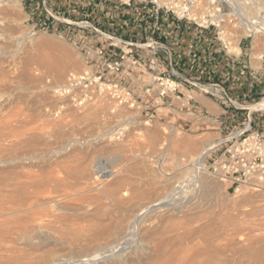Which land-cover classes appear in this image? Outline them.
<instances>
[{
    "label": "rangeland",
    "instance_id": "1",
    "mask_svg": "<svg viewBox=\"0 0 264 264\" xmlns=\"http://www.w3.org/2000/svg\"><path fill=\"white\" fill-rule=\"evenodd\" d=\"M3 1H4V3H0V10H3L5 12V15L7 13H9V11H11L12 15H10V13H9V16H8V14L6 16H4L5 22H3L2 25L4 26L5 23H6V25L4 27L3 26L0 27V29L2 30V31L0 30V35L2 34L4 36V37L0 38V44H2L4 42L2 44L3 46L0 45V54L2 53L0 56V63H1L0 64V70L2 67L4 68V69L2 68V70L0 71V72H2V73H0V80L1 81L6 80V82H7L6 83L3 81L4 86H1L2 82H0L1 83L0 84V86H1L0 87V109H1L0 110V117L2 116L1 117L2 121L0 120V123L3 122L5 116L6 115L8 116L9 113L10 114H9L8 119L11 118V120L5 119L7 122L10 121L9 124L12 123V125H13L14 120H15L14 121V124H15L17 121H19L21 119H22V122H24V123H25V121L27 122L26 124H24V123L19 124L20 122H18V124L20 125L19 129H18V127H16V128L14 127L15 125L17 126V124L13 125L14 130H15V134H17V137L19 136L22 138V136H24V135L29 136V137L24 136L22 138L23 140L20 138L19 139L17 138L18 139L17 141H19L20 143H22V141H23L24 146L20 145V143L18 142L17 145H19V146H16L15 149L11 146H6V147H9V151H8L9 154L12 153V150H14V151L17 150V152L19 151L18 152L19 154H17L18 156L20 155L23 158V156L26 155L27 156L26 158H28V156H29L30 160L27 162H24L25 165L27 164L26 166H28V168L25 167V165L20 166V164L19 163L16 164V162H11L9 165H5V164L0 163V169H1L0 170V177L4 173L7 174V175L4 174L5 176L3 175L7 179L6 180L4 178L5 181H7V182H5L6 184L4 183L5 186L2 185L4 182L3 176L0 179V182H1L0 186H2V188H0V190L3 191L6 189V192L8 194L7 195L6 192L3 193L2 191H0V195H2V196L7 195L9 198H14L16 195L20 199H27V197H29L28 199L30 200V204H31L33 202V200L36 201V198H37L36 196H38L37 193L42 192L41 194L44 196L39 195L37 200H39V201L45 200L46 202H48L47 205H49V206L45 205V206H42V209L40 207L39 209L37 208L36 210H40V209L43 210L45 207V209L47 208V211L48 210L52 211V213L49 211L46 212V210L44 209L43 210L44 216L38 215L36 217L37 218L38 217H44L43 218L44 220L48 219L50 226L52 224L51 227H53L52 231H51L52 236L57 237V238H61L64 242H66V241L72 240L71 236L65 235L69 230H70V232H68V233L73 234L77 231H80L79 229H82V227H86L87 224L89 225V223H87L86 220H90V221H94V222L97 221L96 217H93V213L96 210L95 206L98 205V203H95V202H97L95 199H97V197L100 195V193H101L100 189H102L103 186H105L106 183L108 184V182H110V181H107L105 178H99L97 180L98 182L96 181L95 182L96 184H95L94 183L95 180L92 181L91 176H90L95 172V168H94L95 166L99 167V170L100 169H104V171H111L112 170V172L113 171L115 172V175L118 174L119 175L118 177L121 176V178H124L123 183H122L123 187L121 185L120 188L118 189L119 194L121 192H124V190H127L128 187H129L128 190H130L132 192L134 190V187L135 188H137V187L138 188H147L150 185V182H149L150 180H149V177H147V173L144 174L141 172L144 169L142 167L143 163L141 165L140 161L134 160L133 158H135V156L139 157L138 159H140V158L144 159V157H145V159L147 161H149L148 163L150 164V167H154L155 161H158L157 162V163H159L158 168L161 169V167H162V170L164 169L163 172L168 174V176H169L168 178L173 177L175 174L174 177H176V178H175V180H173L171 182L172 186H174V187H177L180 184H183V186L184 185L190 186V184H192L191 181H193V180L190 178L195 176L194 171H196V170H193L195 168H193V162L191 164V161H193L192 159L197 158L201 154V152L204 151L208 147L207 146L208 144H211V143L214 145L216 144L217 141H215V140L218 139L219 136L215 135V133H216L215 130H213V129L212 130L211 129L210 130L202 129V130L197 131V132H190L187 130L176 129L170 125H167L166 123L160 122L159 120H156L155 122L146 124V121H144L142 118H138L137 120L134 119L137 116L138 111H131V110H128L126 108H123V107L119 106L115 101H112L111 99L107 98L106 96L97 97L93 102H89V103H86L82 106H79L78 104L73 103L71 101V99H69L67 97H63L60 93V91L65 89L66 85L68 84L67 80H68V76L70 73L81 74V73L87 71L88 67H90V66L92 67V69H94L93 66L97 67V64L101 61L100 59L93 56L92 54L89 55V52L90 51H96L99 48H107L109 41L100 40L99 37L95 33H93L91 30H89L83 26V22L92 23L95 25L96 28H99V29L101 28L104 31H106L107 33H109L106 26H104V23H105L104 21L105 20L107 21L105 15H107L111 11V4L109 3V0H16L17 3L19 4V6H15V4H13V3H8V1L5 2V0H3ZM258 1H256V0H247V1L246 0H233V2H235L239 5L243 15L248 17V18H252V19H256L260 16L261 17L264 16V4H263L264 0H260L263 8L261 6H260V8L258 7L259 10L257 9L256 10L257 13L254 12L255 14L250 13L248 11V9H246L248 7H246L245 4L249 2V4H251L253 6L254 4H257ZM5 3H7L8 5ZM17 3H16V5H18ZM242 5L245 7H243ZM7 7H8V9H7ZM18 7L20 8V10ZM1 8H5V9H1ZM15 8H17V9H15ZM14 9H15V11H14ZM247 12H249L251 15ZM253 15H255L256 17ZM9 21H10V23H9ZM7 25L11 26V27L9 28ZM2 28H4L5 30ZM7 28L10 31L12 29V31L10 32ZM6 31H7V34H6ZM8 33H10V34H8ZM10 35H12V36H10ZM262 35L263 34L255 35L253 40L252 39L243 40L241 42L240 46L241 47L243 46V48H244L243 51L247 55V57L251 58L252 65L256 68L259 67L258 71L261 74L260 78H262V80L264 82V35L263 36ZM6 36H9V38ZM20 36L24 39H22V38L18 39V38H20ZM256 36H258V37L256 38ZM5 37H6V39H4ZM13 38L16 40L14 41ZM7 39H10V40H7ZM20 40L22 42L24 40L25 41L22 43ZM9 42H10L11 46L8 45ZM17 42H18V44H17ZM20 43H22V44H20ZM139 43L143 44L145 42L141 41ZM4 45L6 47H4ZM15 45H17L16 47L19 50L15 49L16 48V47H14ZM22 45H24L23 48H22ZM238 45H239V42L234 43L233 47L231 48V51L239 53ZM254 45H256V46H254ZM2 47L5 49H3ZM253 47H255V48H253ZM9 48L12 50H10ZM20 48L22 49L21 50L22 52H20ZM1 49H3L2 52H1ZM255 52L257 53V55ZM4 53H6V54H4ZM14 54H16V55H14ZM253 54L255 55V57ZM259 54L262 57L261 59H259V57H258ZM7 56H8V58H7ZM14 58H15V60H14ZM16 58H17V60H16ZM38 58L39 59L42 58V60H44V62L42 60H39ZM28 60H30L31 62ZM10 62H11V64H10ZM65 62H69V64H68L69 66H66L65 68L63 67L65 69L63 77H66V79L63 78L62 82H58L56 80L57 73H58L56 70L57 66L58 65L60 66V64L62 66L63 65L65 66L66 65ZM3 63H5V65H8V66H6V68H5V65ZM88 63H90V64H88ZM13 65H15V67ZM15 68H16V70H15ZM6 70L8 71L9 74L7 73ZM14 71H15V74H14ZM65 72H66V74H65ZM3 73H5V74L3 75ZM26 74H28V76H26ZM8 75H10L12 77H10ZM3 76L6 78H4ZM29 76L31 77V79ZM1 77H3V78H1ZM19 77H20V79H19ZM11 78H13V79L10 80ZM29 81H31V83ZM32 81L34 83L36 81V83L33 85ZM13 82H16L17 85L13 84ZM63 82H64V84H63ZM37 83H38V85H37ZM213 83H215V82H213V81L204 82V84H213ZM30 85H31V87L28 88ZM32 85H33V88H32ZM39 85H40V87H38ZM26 86H27V88H26ZM34 86L35 87L37 86L38 89H34L35 88ZM2 88L4 89V91ZM31 88H32V90H31ZM33 89H34V91H33ZM29 90H31L32 92H30ZM27 91H28V93H27ZM260 93L261 94H258L257 96L253 97V100L249 101V103H243L239 100H238V102L240 104H244L247 108L252 107L264 99V89H262L260 91ZM6 97L8 100L6 99ZM208 97H211V96L208 95ZM212 99H215V98H212ZM29 101H31L32 103ZM62 101H64V102H62ZM4 102L6 104H4ZM67 102H69V103L67 104ZM63 103H66V104H63ZM70 104L74 107H72ZM27 106H28V108H27ZM72 108H74V109H72ZM78 108H80V110ZM49 109H53L52 110L53 112L52 111H51L52 113L50 112V116H49V111H48ZM54 109H56L57 113L54 112L55 111ZM57 109H58V111H57ZM44 110H45V113L48 111L45 114V116L43 115ZM85 110H87V111H85ZM231 110H234V109H231ZM19 111H21V112H19ZM62 112H64V113H62ZM72 112H74V114ZM75 112H76V116H75ZM80 112H82L83 116L86 115L87 117L85 116L86 118L85 117L83 118V116L81 115ZM242 112L246 113V115L240 116L239 122L233 124L234 125L233 128H231L229 131H226V130L224 131L227 133L224 135L223 139H225V137H227L229 134H232L233 131L237 127H242V125L246 123V121L248 119V112L246 110L242 111ZM3 113H4V115H3ZM13 113L16 115L14 117H17V115L18 114L20 115V113H21L20 116L18 115V117L20 119L18 117H17L18 120H17V118L13 119L12 118ZM22 114H23V116L28 115L27 116L28 119H26V117H24L25 119L23 117H21ZM78 114H80L81 116L79 117ZM10 115H11V117H10ZM60 116H61V118H60ZM251 118H252V121L254 123L255 122L257 123L258 121H260L257 119H261V121L264 122V111H255V112L253 111ZM71 119H73V120H71ZM28 120H29V123H28ZM4 122H3V124H0L1 125L0 128H2L4 126ZM7 122H5V123H7ZM63 122H64V124H63ZM35 123H37V125ZM74 123H75V125H74ZM53 125H54V127H52ZM37 126H39L40 128ZM47 126H49V127H47ZM45 127H47V129ZM29 128H31V129L29 130ZM44 129H46V131H43ZM119 129L124 130L123 135L117 134V131ZM23 130L24 131L27 130L26 132H28L29 134L24 132ZM76 134H77V136H76ZM31 137H33L32 139L34 141L35 140L36 141L34 142L32 139H30ZM62 137H63V139H61ZM27 141L30 143L31 146L28 145L29 143H27ZM76 141H78V142H76ZM174 142L176 144H174ZM33 144H35V145H33ZM116 144H118V148H114V146ZM151 144L154 145L155 147L152 146ZM32 145L34 146L33 148H32ZM27 147L29 149H27ZM10 148H11V151H10ZM32 149H34L33 152H31ZM61 150H63V151H61ZM154 150H157V152H156L157 158H156L155 153H153ZM0 151H2L1 148H0ZM28 151H30V152H28ZM4 152L5 151H2L3 155L6 156V153L4 154ZM20 152H22L23 154ZM25 152H27L29 155L26 154ZM55 152H56V154H55ZM2 153L0 152V159L3 156ZM30 153H32V154H30ZM61 153H62V156H60ZM50 154H53V156ZM54 154L56 157L54 156ZM63 154H65V156ZM31 156H33V157H31ZM189 156L192 157V159ZM47 157H48V159H47ZM53 157H54V159H53ZM77 157H79L81 160ZM71 158H73V160ZM35 159L40 164L34 163V162H36ZM42 159H43V161H42ZM188 160H190V161H188ZM31 161H32V163H31ZM133 161H134V163H133ZM157 163H156V167H157ZM185 164L187 165L186 167H185ZM11 165H12L13 169L11 168ZM9 166H10V168H9ZM33 166H35V167H33ZM132 166H133V168H131ZM134 166H138V167L134 168ZM181 166H183V168ZM20 167L22 169L26 170V172H25V170H23V173L21 172L22 177H21V173H20V171L22 169ZM85 168H87V171L83 170ZM15 169L18 170V172ZM62 169L65 170V171L63 170L64 173H63ZM67 169H70V171H72V173H70V171ZM59 170H61L62 172H60ZM73 170H75L76 172ZM78 170H79V172H77ZM55 171H57V172H55ZM83 171L85 172V174L90 173V175H83V173H84ZM171 171H173V172H171ZM34 173H36V174L33 175ZM65 173L66 174L68 173L67 175H70V176H67ZM129 173H131V174H129ZM140 173H141V175H140ZM171 173L173 176L171 175ZM14 174H17L16 178L20 177V182H18V183L15 182V180L19 181V178L16 179ZM23 174L25 175V177L26 176L29 177V175H30L31 178L29 177V179H32L34 181L37 179L38 180L35 183L32 181L33 182L32 183L31 180L28 181V177H26L27 178L26 179L23 176ZM64 174L66 175V177ZM18 175H20V176H18ZM79 175L82 178H78V177H80ZM11 176H13L15 178V180ZM50 176L52 178H50ZM71 176H73V177H71ZM34 177H36V179H33ZM47 177H49L50 181H48ZM53 177L54 178L56 177L55 181H57V184H58V181L61 180L58 185L56 184V186H58L60 188L55 189L57 187H53L54 185L52 183H54V184L56 183L54 181ZM21 178H23V179H21ZM2 179H3V182H2ZM8 179H11V180L13 179L12 182L14 184L16 183L17 186H20L22 180L25 179L24 180L25 182L23 181V184H25V185L31 184V185H28L29 189L26 188L29 190V193L26 192L27 190L25 189V185L22 184L20 186L22 188L18 187L21 189L18 191V193H17L18 195L15 194L14 189L17 188V186L14 185L13 183H12L13 185L9 184V183H11V180L9 182ZM51 179H53V181H51ZM110 179H108V180H110ZM208 179L212 180V182L216 181L220 186V187H218V184L215 182L217 184L216 187L219 190H216L217 189L216 188L212 194L213 196H211L209 198V200H205V201H208L205 203V205L207 203L211 202V203H209L210 205L208 204L209 206L204 205V200H202L203 193H202L201 189L199 190V188L196 187L197 190L194 189V191L191 193L190 187H188L189 189H186L187 192L185 190V192L183 193L184 194L183 195L184 201L188 202V200H191V199L193 201L191 200L187 203L188 207H186V209H184L185 213L183 215L181 214L182 216L180 217V215L179 216H177V215L168 216V215H166V214H168V212L166 210L165 211L161 210V212L158 211L160 213H156V215H159L162 217L163 216H168V217H165L166 220L163 218L164 221H161L159 219L158 220L154 219L155 221L152 223V225L154 226L153 230H155V229L156 230H159V229L163 230L164 228L169 230V228H171V226H173L172 227L173 229L175 227V230H173V232L176 231L174 233L175 235L178 234L177 232L182 234L185 229L191 230V228H192V230H197L196 234L199 236V238H197L198 236L195 235V238L197 240L193 244H194L195 248L199 247L200 249H195V250L205 251V249L207 247L208 248L207 249V255L208 256L203 255V257H200V258L198 257L194 261V262H196L195 264H206V263L207 264H219V263L220 264H223V263L224 264H231V263L232 264L233 263L234 264H264V211H262L263 213L262 212L258 213L259 215L256 214L258 216L254 215L255 217H252L253 215L251 216L250 214H249L250 216L245 215L246 219H243L244 216H241L239 218V220L237 221L238 223H236L234 225H229L228 227L222 226L221 225L222 219H220L221 218L220 215H222V213L229 211V213L232 214V212H234L235 210H238V208H240L239 211L248 210L246 205H244L245 207L243 206L244 202L241 200L242 199L241 195L243 194L242 192L245 193V190H247V189H245V190L243 189L244 191H241L238 194H234L232 191H230L228 189L227 185H225L222 182L214 179L213 177L211 178L210 175L208 176ZM26 180H27L28 184L26 183ZM39 180L44 182V183H42V182L39 183ZM64 180H65V182H64ZM124 180H126V182L128 184H126V182ZM189 181H190V183H189ZM29 182H31V183H29ZM37 182H38V184H36ZM50 182L53 186L51 184H49ZM62 182H64L63 185H62ZM7 183L10 185V188H9V185H7ZM98 183H100V184L97 185ZM35 184L38 187L37 186L35 187ZM40 184H41V186H43L45 184L43 186V188L45 190H46V188H49L51 186L50 189H48V190H50L49 191L50 194L49 193L44 194L43 192L45 190L42 191L43 188L42 187L39 188ZM46 184L48 186H46ZM167 184H168L167 182H165V183L161 182L160 183V185L161 186L163 185L162 187H164L163 188L164 193L165 192L167 193V190H168V188L166 187ZM32 185L36 191H34L33 187H31ZM64 185H66V186H64ZM93 185H94V187H93ZM3 186H4V189H3ZM95 186H97V187H95ZM18 188H17V190H18ZM71 188H72V190H70ZM10 189H13V190H10ZM51 189H53L54 191L53 190L51 191ZM80 189L82 190V192ZM98 189H99V193L97 192ZM147 189H149V188H147ZM23 190H26V191H23ZM40 190H41V192H40ZM48 190H46V191L48 192ZM55 191L56 192L58 191V192L56 193ZM247 191H246L247 195L253 196L254 200H256L258 196H260V197H258V199L259 198H260L259 200L262 199L261 200L263 202L262 204H264V201H263L264 200V192L257 193V192L251 191L252 194H254L256 196L255 197L254 195H251L250 191H248L249 194ZM10 192L14 193L13 197H12V193H10ZM34 192H35V194H33ZM52 192H53V194H51ZM23 193H26L27 196L23 195ZM190 193H191V195H190ZM196 193H197V195H196ZM192 194H194V195H192ZM259 194H261V195H259ZM30 196L31 197L33 196L32 199L30 198ZM39 197H42V198H39ZM43 197H44V199H43ZM190 197H192V198H190ZM212 197L213 198L215 197V198L213 199ZM63 198H65V199H63ZM199 198H201V200ZM0 199H1V196H0ZM48 199H50V200H48ZM258 199L256 201H259ZM52 200H53V202H52ZM211 200H213V202ZM39 201H38V203L36 201V204H39L40 203ZM198 202H200V203H198ZM241 202H243V204ZM221 203L223 204V206L227 205V203H228V206H225L227 208L222 207ZM34 204L35 203H33V205ZM257 204H255V205L259 206L261 203L260 204L257 203ZM220 205H221V208H220ZM84 206H85V208H84ZM193 206L195 209H198L200 207L198 209V211H200V212H198L197 210L192 208ZM230 207H233V209L234 208H236V209L231 210V212H230V209H231ZM241 207H242V209H241ZM245 208H246V210H245ZM189 209H191L190 212L193 214V216L196 215L195 217H193L192 214H190L188 212ZM193 210L195 211V213ZM196 211H197V213H196ZM221 211H222V213H221ZM215 212H216V214H214ZM48 213H51V214H49V216H48ZM248 213L249 212L247 211V214ZM51 215H53V216H51ZM205 215H207V216H205ZM54 216H56V219ZM197 216L198 217L200 216V218H198ZM48 217H50V218H48ZM183 217H185L184 218L185 220L184 219L182 220ZM218 217H220V218H218ZM247 217H248V219H247ZM66 218H67V220H66ZM85 218H86V220L84 221ZM170 218H172L171 222L174 220V222H176V223L170 222L171 223L170 224L169 223ZM186 218L193 220L190 226H189V224L183 225V226H181L182 224H177L178 221L181 223L185 222ZM52 219H55V220L53 221ZM50 220H51V222H50ZM52 221L55 223L53 224ZM59 221H61V222H59ZM62 222L64 224L63 226L61 224ZM241 222L244 223V225ZM240 223H241L242 228L239 225ZM34 225L35 226L33 228H35V229H32V231H33L32 236L38 237L41 234V232H40L39 227L36 224H34ZM60 225L62 227H60ZM178 225H179V228H177V230H178L177 231L176 227H178ZM202 225H203V227H202ZM237 225H239V226H237ZM181 227H182V229L183 228L184 229L182 230ZM54 228H56V229H54ZM59 228H61V229L59 230ZM172 228L170 230H172ZM209 228H211V231H212L211 236L210 237L208 236V238L210 240L207 238V236H205V238L203 237L204 238L203 239L202 236H204V235L199 234V233H201L200 231L202 229L206 230ZM1 229H0V233H1V231L3 233H1L2 235L0 234V237H1L0 239L2 240V241L0 240V242H2V243H0V255L2 256V257L0 256L1 257L0 264H7V259L13 258V257L18 258L19 260H17V262L18 263L21 262L20 264H58L59 262L62 263L64 260L65 261H68V259L69 260H72V259L75 260L78 257H82L81 251L79 252V250H78V249H80V247H76L75 251H72V252L69 250H65V251L63 250L64 251V253H63L61 248L57 247L55 249L56 246H54V247L49 246L48 247V245H40V247H39V245H37V244L30 245L27 243L26 240L23 239L24 235H22V234H19L18 236H16L17 240L12 242V241H10L11 237L9 236V233L4 232L3 228H1ZM75 229L77 231L74 232ZM149 229H151V228H149ZM62 230H64V231H62ZM162 230H159V231H162ZM219 231L220 232L223 231L224 233L223 232L220 233ZM39 232H40V234H39ZM173 232L170 233V231H168V234H166L167 237L164 234V236H162L163 238L160 237L159 240L157 239L158 241L156 239L151 240L150 242H153V243H151L152 248H154L159 243L160 240L166 239V238L169 239L170 237H172ZM55 233H56V235H55ZM214 233L219 234V235L218 234L216 235V237L218 236L217 238L215 237ZM227 233H228V235H226ZM61 235H62V237H61ZM2 237H4V238H2ZM7 237H9V238H7ZM174 237L175 236L173 235L172 239L171 238L169 239V240H171V244L170 243L169 244L172 245L173 248L170 247V249H171L170 250L169 249L170 245H169L165 248L166 251L169 249L168 251L173 252L175 250H172V249H176V248L181 249L180 248L181 246H180V244H178L177 241H176V244L174 243V240H175ZM242 237H244V239H243L244 241H239V240H242ZM5 238H6V240H5ZM68 238L71 240H69ZM200 238H201V240L203 239L202 240L203 242L206 239L205 243H207V242H209V243H207V245H206L205 243H203L201 241L202 242V244H201ZM213 239H214V242L216 241L215 243L213 242ZM4 240L6 243L4 242ZM207 240H209V241H207ZM226 240H228V241L226 242ZM20 241H22V242H20ZM197 241H199L202 246H203V244H205L206 247H204L205 246L204 245L202 248L201 246H199V244H198L199 242H197ZM220 241H222L223 244ZM172 242L175 244V246H177V245L178 246L177 247L173 246L174 244ZM212 242L214 243L213 245H212ZM238 242H239V244H238ZM240 242H241V244H240ZM242 242H243V244H242ZM255 242H257V243H255ZM218 243L220 245H218ZM232 243L233 244L235 243L236 245H232ZM235 246H238V247H235ZM3 247H4V249H3ZM7 247L9 248L8 250L6 249ZM32 248H33V250H32ZM37 248H38V250H37ZM103 248L98 249V251H100L101 249H102L101 251L109 249V247H103ZM230 248H232L233 250L231 249L232 250L231 251ZM239 249L242 251L240 252ZM249 249L252 251H250ZM5 250H6V252H5ZM49 250L51 252L53 251L52 253L55 252V254L57 256H54V255L51 256L50 255L51 253ZM92 250L93 249L89 250L90 252H88V253H91ZM218 250L219 251L221 250V251L219 252ZM2 251H3V254H2ZM77 251H78V253H77ZM164 252H165V250H164ZM171 252H166V253H161V254H162V256H165V259H166V256L171 255L170 254ZM210 252H212L214 254L217 253V255H219V256H220V254H218V253H221V255H223V256L227 253V255H225V256H227V258L225 259V256H224L225 261H222L219 258V256H214L212 258L213 254ZM223 252L225 254H222ZM79 253H81V254L79 255ZM167 253H169V254H167ZM209 253L211 254V257H209L210 256ZM228 253H230V255ZM29 254H30V257H29ZM181 254L183 255V253H181ZM6 256L7 257L9 256V257L7 258ZM54 258L56 260H54ZM61 258L63 261L61 260ZM202 258H203V260L204 259H206V260L201 261ZM3 259H4V261H3ZM215 259H216V261H215ZM54 261H58V262H54ZM218 261H219V263H218ZM17 262L15 264H18ZM146 262H147V260H146ZM221 262H223V263H221ZM242 262H244V263H242ZM192 264H193V262H192Z\"/></svg>",
    "mask_w": 264,
    "mask_h": 264
},
{
    "label": "bare ground",
    "instance_id": "2",
    "mask_svg": "<svg viewBox=\"0 0 264 264\" xmlns=\"http://www.w3.org/2000/svg\"><path fill=\"white\" fill-rule=\"evenodd\" d=\"M6 1H8V3H13V4H15V6H19V4L17 3V1L16 0H5V2ZM247 1V0H246ZM256 1H258V0H256ZM243 2V1H242ZM252 2V1H251ZM263 2V1H262ZM0 3H4V1L3 0H0ZM16 3L18 4V5H16ZM241 3V2H240ZM249 3V2H248ZM255 3V2H254ZM5 4H7V3H5ZM243 4V3H242ZM264 4V3H263ZM8 5V4H7ZM246 5V4H245ZM14 6V7H15ZM243 6V5H242ZM241 6V7H242ZM251 7H248V8H246V9H248V11L250 12V13H254V12H256V10L258 9V7L260 8V6L263 8V6H262V3H261V1L259 0L258 1V3L257 4H254L253 6L252 5H250ZM11 7V6H10ZM13 7V6H12ZM19 8V7H18ZM1 9H5V8H1ZM7 9H8V7H7ZM6 9V10H7ZM15 9H17V8H15ZM15 9H14V11H15ZM243 9V8H242ZM19 10H20V8H19ZM259 10V9H258ZM9 11V10H8ZM13 12V11H12ZM245 12V11H244ZM249 12H247V13H249ZM9 13H10V15H12L11 14V11H9ZM9 13H7L8 14V16H9ZM249 13V14H250ZM257 13V12H256ZM6 14V15H7ZM15 14V13H14ZM248 14V15H249ZM255 14V13H254ZM5 15V12L3 11V10H0V27L1 26H3L2 25V23L3 22H5L4 21V19H5V17L4 16H6ZM251 15V14H250ZM257 15V14H256ZM3 16V17H2ZM253 16H255V15H253ZM256 17V16H255ZM261 17V16H260ZM11 18V17H10ZM13 18V17H12ZM7 20V19H6ZM11 20V19H10ZM14 20V19H13ZM8 23V22H7ZM9 23H10V21H9ZM8 23V24H9ZM5 25H6V23H5ZM4 25V26H5ZM3 26V27H4ZM8 26V25H7ZM6 26V27H7ZM9 28L11 27V26H8ZM2 29H4V28H2ZM8 29V28H7ZM1 30V29H0ZM5 30V29H4ZM9 30V29H8ZM259 30H260V33H262L263 35H264V22H261V25L259 26ZM2 31V30H1ZM10 31V30H9ZM11 31H12V29H11ZM10 31V32H11ZM4 32V31H3ZM2 32V33H3ZM13 33V32H12ZM11 33V34H12ZM6 34H7V31H6ZM8 34H10V33H8ZM13 35V34H12ZM12 35H10V36H12ZM262 35V36H263ZM14 36V35H13ZM260 36V35H259ZM2 37H4L2 34L0 35V38H2ZM6 37H8L9 38V36H6ZM6 37L4 38V39H6ZM258 36H256V38H257ZM15 38V37H14ZM13 38V40L15 41L16 39H14ZM18 38V37H17ZM22 37L20 36V38H18V39H21ZM260 38V37H259ZM258 38V39H259ZM12 39V38H11ZM22 39H24V38H22ZM7 40H10V39H7ZM13 41V42H14ZM19 41V40H18ZM21 41V40H20ZM25 41V40H24ZM23 41V42H24ZM255 41V40H254ZM2 42V41H1ZM12 42V41H11ZM22 42V41H21ZM22 42V43H23ZM4 43V42H3ZM2 43V44H3ZM22 43H20V44H22ZM255 43V42H254ZM2 44H0L1 46H3ZM17 44H18V42H17ZM26 44V43H25ZM259 44V43H258ZM8 45H10V42H9V44ZM7 45V46H8ZM11 46V45H10ZM17 45H15L14 47H16ZM20 46V45H19ZM26 46V45H25ZM254 46H256V45H254ZM4 47H6L5 45H4ZM13 47V46H12ZM24 47V45H22V48ZM3 48V47H2ZM8 48V47H7ZM11 48V47H10ZM9 48V49H10ZM253 48H255V47H253ZM3 49H5V48H3ZM3 49H1V52H2V50ZM15 49H18L17 47L15 48ZM10 50H12V49H10ZM19 50V49H18ZM22 49L20 48V52H22L21 51ZM254 50V49H253ZM12 52V51H11ZM14 52V51H13ZM18 52V51H17ZM26 52V51H25ZM19 53V52H18ZM256 53V52H255ZM260 53V52H259ZM2 54V53H1ZM1 54H0V56H1ZM4 54H6V53H4ZM3 54V55H4ZM20 54V53H19ZM26 54V53H25ZM39 54V53H38ZM47 54V53H46ZM2 55V56H3ZM14 55H16V54H14ZM18 55V54H17ZM254 55V54H253ZM256 55H257V53H256ZM260 55V54H259ZM258 55V57H259V59H261L262 57H261V55L259 56ZM4 57V56H3ZM12 57V56H11ZM33 57V56H32ZM254 57H255V55H254ZM6 58V57H5ZM7 58H8V56H7ZM3 59V58H2ZM33 59V58H32ZM31 59V60H32ZM39 59V58H38ZM14 60H15V58H14ZM16 60H17V58H16ZM39 60H42V58L41 59H39ZM28 61H30V60H28ZM37 61V60H36ZM43 62H44V60H42ZM9 62V61H8ZM31 62V61H30ZM66 63V65L64 66H62L61 64H60V66L58 65L57 66V78H56V80L58 81V82H62V79L64 78V79H66V77H63V74H64V68L66 67V66H69L68 64H69V62H65ZM1 64V63H0ZM4 65H5V63H3ZM2 64V65H3ZM10 64H11V62H10ZM1 65V66H2ZM3 65V66H4ZM6 66H8V65H5V68H6ZM14 67H15V65H13ZM64 67V68H63ZM3 68V67H2ZM2 68H1V70H2ZM4 69V68H3ZM10 69V68H9ZM13 69V68H12ZM0 70V71H1ZM15 70H16V68H15ZM5 71V70H4ZM7 71V70H6ZM0 73H2V72H0ZM7 73H8V71H7ZM6 73V74H7ZM12 73V72H11ZM5 73H3V75H4ZM9 74V73H8ZM13 74V73H12ZM14 74H15V71H14ZM13 74V75H14ZM65 74H66V72H65ZM6 76V75H5ZM8 76H10V75H8ZM7 76V77H8ZM26 76H28V74H26ZM4 77V76H3ZM3 77H1V78H3ZM10 77H12V76H10ZM30 77V76H29ZM4 78H6V77H4ZM14 78V77H13ZM13 78H11L10 80H12ZM34 78V77H33ZM36 78V77H35ZM16 79V78H15ZM19 79H20V77H19ZM30 79H31V77H30ZM8 80V79H7ZM9 80V81H10ZM22 80V79H21ZM25 80V79H24ZM4 82H6V80H3ZM3 81H1L0 80V82H2V85L1 86H4L3 84ZM15 81V80H14ZM37 81V80H36ZM36 81H35V83H36ZM11 82V81H10ZM17 82V81H16ZM16 82H13V84H16ZM30 83H31V81H29ZM38 82V81H37ZM7 83V82H6ZM19 83V82H18ZM21 83V82H20ZM33 81H32V84L34 85L35 84ZM1 84V83H0ZM12 84V83H11ZM40 84V83H39ZM60 84V83H59ZM63 84H64V82H63ZM17 85V84H16ZM33 85H32V88H33ZM37 85H38V83H37ZM0 86V87H1ZM24 86V85H23ZM7 87V86H6ZM31 87V85L28 87V88H30ZM35 87V86H34ZM38 87H40V85L38 86ZM22 88V87H21ZM24 88V87H23ZM26 88H27V86H26ZM25 88V89H26ZM32 88H31V90H32ZM3 89V88H2ZM34 89H38L37 88V86L34 88ZM34 89H33V91H34ZM20 90V89H19ZM24 90V89H23ZM27 90V89H26ZM31 90H29L30 92H32ZM207 90H211V88H207ZM3 91H4V89H3ZM12 91V90H11ZM25 91V90H24ZM23 91V92H24ZM2 92V91H1ZM26 92V91H25ZM29 92V93H30ZM38 92V91H37ZM27 93H28V91H27ZM17 94V93H16ZM20 94V93H19ZM26 94V93H25ZM32 94V93H31ZM22 96V95H21ZM33 97V96H32ZM14 98V97H13ZM22 98V97H21ZM6 99H7V97H6ZM4 100V99H3ZM2 100V101H3ZM8 100V99H7ZM5 101V100H4ZM68 101V100H67ZM29 102H31V101H29ZM62 102H64V101H62ZM61 102V103H62ZM32 103V102H31ZM30 103V104H31ZM69 102H67V104H68ZM3 104V103H2ZM4 104H6L5 102H4ZM13 104V103H12ZM63 104H66V103H63ZM11 105V104H10ZM38 105V104H37ZM36 105V106H37ZM71 105V104H70ZM5 106V105H4ZM68 106V105H67ZM72 106V105H71ZM16 107V106H15ZM32 107V106H31ZM35 107V106H34ZM33 107V108H34ZM38 107V106H37ZM72 107H74V106H72ZM3 108V107H2ZM5 108V107H4ZM14 108V107H13ZM27 108H28V106H27ZM30 108V107H29ZM36 108V107H35ZM105 108V107H104ZM107 108V107H106ZM72 109H74V108H72ZM79 110H80V108H78ZM247 109H249V110H251V112H255V111H264V99L261 101V102H259L258 104H256V105H254V106H252V107H249V108H247ZM1 110V109H0ZM4 110V109H3ZM42 110V109H41ZM53 109H49L48 111H49V116H50V112L52 111ZM55 111V113H57L56 112V109H54ZM76 110V109H75ZM74 110V111H75ZM78 110V111H79ZM106 110V109H105ZM5 111V110H4ZM47 111V110H46ZM47 111V112H48ZM57 111H58V109H57ZM85 111H87V110H85ZM3 112V111H2ZM9 112V111H8ZM19 112H21V111H19ZM44 113H43V115L45 116V114L47 113H45V110L43 111ZM53 112V111H52ZM51 112V113H52ZM15 113V112H14ZM12 114V118L14 119H16L17 117H18V115H17V117H14V116H16L15 114ZM62 113H64V112H62ZM71 113V112H70ZM73 114H74V112H72ZM81 113V115L83 116V114H82V112H80ZM10 114V113H9ZM9 114H8V116L6 115L5 116V118H4V120H3V122L5 121V122H7L5 119H8V117H9ZM2 115V114H1ZM3 115H4V113H3ZM20 115H21V113H20ZM19 115V116H20ZM26 115V114H25ZM30 115V114H29ZM62 115V114H61ZM79 115V117L81 116L80 114H78ZM28 116V115H27ZM27 116H23V114H22V116L21 117H26V119H28V117ZM31 116V115H30ZM48 116V115H47ZM75 116H76V112H75ZM86 115H84L83 116V118L85 117ZM2 117V116H1ZM0 117V120L2 119ZM10 117H11V115H10ZM87 117V116H86ZM85 117V118H86ZM19 118V117H18ZM18 118H17V120H18ZM31 118V117H30ZM60 118H61V116H60ZM82 118V119H83ZM20 119V118H19ZM25 119V118H24ZM23 119V120H24ZM8 120H11V118L10 119H8ZM16 120V121H17ZM71 120H73V119H71ZM2 121V120H1ZM15 121V120H14ZM14 121H13V125H15V124H17V126L15 125L14 127L16 128V127H18V129H19V124H22V123H24V122H22V119L21 120H19V121H17L15 124H14ZM66 121V120H65ZM68 121V120H67ZM79 121V120H78ZM98 121V120H97ZM3 122H1L0 124H3ZM4 122V126L2 127V128H0L1 130H0V148L2 149V151H5L4 152V154L6 153V156H4L3 155V153H2V151H0L1 153H2V158L0 159V163H2V164H5V165H9L11 162H16V164L17 163H19L20 164V166L22 165H25V163L24 162H27V161H29L30 159H29V156H28V158H26L27 156L25 155V156H23V158L19 155H17V154H19L18 152H17V150L16 151H14V150H12V153L11 154H9V147H6V146H11V147H13L14 149L16 148V146H19V145H17L18 144V142L19 141H17L19 138L20 139H22L24 136H22V138L21 137H17V134H15V130H14V127H13V125H12V123H10L9 124V122H7V123H5ZM18 122H20L19 124H18ZM58 122V121H57ZM27 122L25 121V123L24 124H26ZM28 123H29V120H28ZM36 125H37V123H35ZM48 124V123H47ZM63 124H64V122H63ZM62 124V125H63ZM67 124V123H66ZM65 124V125H66ZM29 125V124H28ZM51 125V124H50ZM60 125V124H59ZM74 125H75V123H74ZM1 126V125H0ZM26 126V125H25ZM37 127H39V126H37ZM44 127V126H43ZM47 127H49V126H47ZM47 127H45L46 129H47ZM52 127H54V125L52 126ZM51 127V128H52ZM22 128V127H21ZM40 128V127H39ZM58 128V127H57ZM25 129V128H24ZM27 129V128H26ZM31 128H29V130H30ZM43 129V128H42ZM46 129H44L43 131H46ZM63 129V128H62ZM21 130V129H20ZM28 130V129H27ZM26 130V131H27ZM34 130V129H33ZM49 130V129H48ZM17 131V130H16ZM24 131V130H23ZM26 131H24V132H26ZM51 131V130H50ZM18 132V131H17ZM22 132V131H21ZM52 132V131H51ZM60 132V131H59ZM26 133H28V132H26ZM32 133V132H31ZM30 133V134H31ZM40 133V132H39ZM55 133V132H54ZM58 133V132H57ZM29 134V133H28ZM73 134V133H72ZM70 135V134H69ZM27 136V135H26ZM25 136V137H26ZM76 136H77V134H76ZM152 136V135H151ZM27 137H29V136H27ZM41 137V136H40ZM39 137V138H40ZM18 138V139H17ZM33 137H31L30 139H32ZM29 139V138H28ZM61 139H63V137L61 138ZM153 139V138H152ZM23 140V139H22ZM21 140V141H22ZM25 140V139H24ZM33 140V139H32ZM31 141V140H30ZM34 141V140H33ZM36 141V140H35ZM34 141V142H35ZM88 141V140H87ZM192 141V140H191ZM25 142V141H24ZM33 142V143H34ZM76 142H78V141H76ZM20 143V142H19ZM27 143H29L28 141H27ZM111 143V142H110ZM26 144V143H25ZM83 144V143H82ZM91 144V143H90ZM112 144V143H111ZM174 144H176L175 142H174ZM20 145H22V146H24L23 145V141H22V143H20ZM29 146H31L30 145V143L28 144ZM33 145H35V144H33ZM32 145V148L34 147ZM69 145V144H68ZM117 145V146H116ZM115 146H114V148H118V144H116ZM152 145V144H151ZM26 146V145H25ZM28 146V147H29ZM71 146V145H70ZM152 146H154V145H152ZM208 147L204 150V151H202L201 152V154L197 157V158H195V159H192V157H190L193 161H191V164H192V162H193V168H195V169H193V170H196V171H194V173H195V176H193L192 178H190V179H192L193 181H191L192 182V184H190V186H183V184H180L179 186H177V187H174V186H172V184H171V182L173 181V180H175V178L176 177H174L175 176V174H174V176L172 175V173H171V175L173 176V177H170V178H168L169 176H168V174H166L165 172H163V170H162V167H161V169L160 168H158V164L159 163H157L158 161H155V166L154 167H150V164L148 163L149 161H147L146 159H145V157H144V159L143 158H140V159H138L139 157H136L135 156V158H133L134 160H136V161H140L141 162V165H142V163H143V165H142V167L144 168L141 172L142 173H147V177H149V182H150V185L147 187V188H149V189H147V188H135L134 187V190L131 192L130 190H128V188H127V190H124V192H121L120 194H119V192H118V189L120 188V186L122 185V183H123V179L124 178H121V176L120 177H118L119 175L118 174H116L115 175V172L113 171L112 172V170L111 171H104V169H100L99 170V167H97V166H95L94 168H95V172L92 174V175H90V173L89 174H85V172L83 173V175H90L91 176V179H92V181L93 180H95L94 181V183L99 179V178H105L107 181H110V182H108V184L106 183V185L105 186H103V188L102 189H100L101 190V193H100V195L97 197V199H95L97 202H95V203H98V205H96L95 207H96V210L94 211V213H93V217H96V219H97V221L96 222H94V221H90V220H86V218L84 219V221L86 220L87 221V223H89V225L87 226L86 225V227H82V229H79L80 231H77L76 229L74 230V232L75 231H77V232H75V233H73V234H70V233H68V232H70V230L65 234V235H68V236H71L72 237V240L71 239H69V240H71V241H66V242H64L61 238H57V237H54V236H52V233H51V231H52V228L53 227H51L52 226V224H51V226H50V223H49V220L47 221V220H44L43 218L44 217H36V216H38V215H41V216H44L43 215V210L45 209V207H44V209L43 210H41L42 209V206H49V205H47L48 204V202H46L45 200H43L44 199V197H43V201H39V200H37L38 199V196L40 195H42L41 193V190H40V192L41 193H37V195L38 196H36L37 198H36V201H37V203H38V201L40 202L39 204H36V201L35 200H33V202L30 204V200L28 199L29 197H27V199H20V198H18V196H16L15 195V197L14 198H9L7 195V192H6V189L5 190H0V191H2L3 193L4 192H6V194L7 195H4V196H2V195H0L1 196V199H0V229L1 228H3V231L4 232H7V233H9V236L11 237V240L10 241H16L17 239H16V236H18L19 234H22V235H24V237H23V239L24 240H26L27 241V243L28 244H30V245H34V244H37V245H39V247H40V245H48V247L49 246H56L55 247V249L58 247V248H61L62 249V251L64 250H69V251H75V248L76 247H80V249H78L79 250V252L81 251V253L83 254H81V253H79V255L81 254V256L82 257H78L77 259H75V260H69L68 259V261H63L62 260V258H61V260L63 261L62 263H58V264H192V262H193V264H195L196 262H194L195 261V259H197L198 257L200 258V257H203V255H207V247H206V245H207V243H209V242H207V243H205V241H206V239H205V241L203 242L202 240L205 238V236H207V238H208V236L210 237L211 236V228H209V229H202L200 232L201 233H199V234H202V235H204V236H202V240H201V238H200V242L202 241L203 243H205V244H203V246L204 247H206V249H205V251H197V250H195V249H200L199 247L198 248H195L194 247V242L197 240L196 238H195V235H197L196 234V232H197V230H192V228H191V230L189 229V230H187V229H185L184 231H183V233L181 234V233H179V232H177L178 234L177 235H175L174 233L176 232H173V230H175V227H174V229L172 228L173 226H171V228H172V230H170L171 228H169V230L168 229H159V230H162V231H159V230H153V228H154V226L152 225V223L155 221L154 219H156V220H161V221H164V219H165V217H168V216H173V215H177V216H179L180 215V217L185 213V210L184 209H186V207H188V202L189 201H191V200H188V202L187 201H184V198H183V193L185 192V190L186 189H189L188 187H190V190H191V193L194 191V189H196V187H198L199 188V190L201 189L202 190V193H203V195H202V200H204V205H205V203L206 202H208V201H205V200H209V198L211 197V196H213L212 194H213V192H214V190L217 188L216 186H217V184L215 183V182H212V180H209L208 179V174L206 173V171H205V168H204V166H205V160H206V158H207V156L211 153V151L215 148V145L214 144H208L207 145ZM21 147V146H20ZM27 147V149H29ZM57 147V146H56ZM155 147V146H154ZM19 148V147H18ZM17 148V149H18ZM51 148V147H50ZM54 148V147H53ZM199 148V147H198ZM8 149V150H7ZM21 149V148H20ZM26 149V148H25ZM31 150V149H30ZM33 150L34 149H32V151L31 152H33ZM68 150V149H67ZM182 150V149H181ZM199 150V149H198ZM10 151H11V148H10ZM24 151V150H23ZM22 151V152H23ZM26 151V150H25ZM61 151H63V150H61ZM78 151V150H77ZM117 151V150H116ZM119 151V150H118ZM185 151V150H184ZM193 151V150H192ZM22 152H20V153H22ZM28 152H30V151H28ZM156 152H157V150H154L153 151V153H155V155H156ZM191 152V151H190ZM24 153V152H23ZM22 153V154H23ZM26 154H28L27 152H25ZM30 154H32V153H30ZM55 154H56V152H55ZM55 154H54V156H55ZM60 154V153H59ZM83 154V153H82ZM29 155V154H28ZM50 155H52L53 156V154H50ZM64 156H65V154H63ZM70 155V154H69ZM78 155V154H77ZM37 156V155H36ZM59 156V155H58ZM60 156H62V153H61V155ZM25 157V158H24ZM31 157H33V156H31ZM30 157V158H31ZM41 157V156H40ZM56 157V156H55ZM39 158V157H38ZM50 158V157H49ZM52 158V157H51ZM61 158V157H60ZM76 158V157H75ZM77 158H79V157H77ZM156 158H157V155H156ZM187 158V157H186ZM34 159V158H33ZM37 159V158H36ZM35 159V160H36ZM47 159H48V157H47ZM53 159H54V157H53ZM72 160H73V158H71ZM80 159V158H79ZM169 159V158H168ZM34 160V161H35ZM38 160V159H37ZM37 160H36V162H34V163H38L37 162ZM81 160V159H80ZM83 160V159H82ZM42 161H43V159H42ZM49 161V160H48ZM135 161V162H136ZM188 161H190V160H188ZM187 161V162H188ZM66 162V161H65ZM64 162V163H65ZM68 162V161H67ZM139 162V163H140ZM185 162V161H184ZM30 163V162H29ZM31 163H32V161H31ZM33 163V164H34ZM73 163V162H72ZM133 163H134V161H133ZM156 163H157V167H156ZM15 164V163H14ZM38 164H40V163H38ZM37 164V165H38ZM59 164V163H58ZM92 164V163H91ZM90 164V165H91ZM138 164V163H137ZM187 164V163H186ZM185 164V167L187 166ZM27 165V164H26ZM25 165V167H27L28 168V166H26ZM50 165V164H49ZM134 165V164H133ZM139 165V164H138ZM184 165V164H183ZM36 166V165H35ZM35 166H33V167H35ZM94 166V165H93ZM152 166V165H151ZM161 166V165H160ZM190 166V165H189ZM192 166V165H191ZM89 167V166H88ZM136 167H138V166H134V168H136ZM141 167V166H140ZM182 168H183V166H181ZM184 167V168H185ZM9 168H10V166H9ZM11 168H12V165H11ZM21 168V167H20ZM26 168V169H27ZM30 168V167H29ZM64 168V167H63ZM93 168V167H92ZM131 168H133V166L131 167ZM6 169V168H5ZM4 169V170H5ZM13 169V168H12ZM22 169V168H21ZM20 169V170H21ZM60 169V168H59ZM65 169V168H64ZM64 169H62V171L64 170ZM125 169V168H124ZM138 169V168H137ZM1 170V169H0ZM3 170V171H4ZM16 170V169H15ZM19 170V171H20ZM23 170H25V169H22L21 171H20V173L22 172L23 173ZM55 170V169H54ZM67 170H69L70 171V169H67ZM66 170V171H67ZM83 170H85V171H87V168H85V169H83ZM181 170V169H180ZM17 172H18V170H16ZM60 172H62L61 170H59ZM65 171V170H64ZM64 171H63V173H64ZM73 171H75V170H73ZM11 172V171H10ZM15 172V171H14ZM25 172H26V170H25ZM29 172V171H28ZM54 172V171H53ZM55 172H57V171H55ZM76 172V171H75ZM77 172H79V170L77 171ZM132 172V171H131ZM171 172H173V171H171ZM22 173H21V177H22ZM70 173H72V171H70ZM74 173V172H73ZM3 174V173H2ZM5 175H7L6 173H4ZM3 174V175H4ZM10 174V173H9ZM25 174V173H24ZM23 174V176L25 177V175ZM30 174V173H29ZM36 173H34L33 175H35ZM66 174V173H65ZM64 174V175H65ZM68 174V173H67ZM66 174V175H67ZM129 174H131V173H129ZM179 174V173H178ZM2 175V176H3ZM4 175V176H5ZM15 175V178L17 177L16 175L17 174H14ZM27 175V174H26ZM66 175H65V177H66ZM75 175V174H74ZM78 175V174H77ZM76 175V176H77ZM140 175H141V173H140ZM170 175V176H171ZM194 175V174H193ZM208 175V176H207ZM1 176V177H2ZM3 176V179L5 178ZM18 176H20V175H18ZM67 176H70V175H67ZM80 176V175H79ZM125 176V175H124ZM129 176V175H128ZM177 176V175H176ZM1 177H0V179H1ZM12 178H14L13 176H11ZM26 177H28V176H26ZM25 177V178H26ZM29 177L31 178V176L29 175ZM29 177H28V181H30L31 180V182L33 181L34 183L38 180H32V179H29ZM46 177V176H45ZM71 177H73V176H71ZM87 177V176H86ZM15 178H14V180H15ZM19 178V181H17V180H15V182L16 183H18V182H20V177H18ZM18 178H16V179H18ZM50 178H52L51 176H50ZM78 178H82L81 176L80 177H78ZM88 178V177H87ZM111 178V179H110ZM212 178V177H211ZM3 179H2V182H3ZM6 179V178H5ZM5 179H4V182H3V184L2 185H4V183L5 182H7V181H5ZM21 179H23V178H21ZM27 179V178H26ZM33 179H36V177H34ZM47 179H48V181H50V179H49V177H47ZM53 179H54V181H55V179H56V177L54 178L53 177ZM53 179H51V181H53ZM108 179H110V180H108ZM7 180V179H6ZM9 180V182H10V180L11 179H8ZM25 180V179H24ZM24 180H22V182H21V185L23 184V181ZM43 180V179H42ZM45 180V179H44ZM58 180V179H57ZM13 179L11 180V183H9V184H12L13 182ZM61 181V180H60ZM60 181H58V184H59V182ZM71 181V180H70ZM104 181V180H103ZM125 182H126V180H124ZM25 182V181H24ZM31 182H29V183H31ZM32 182V183H33ZM42 181H40L39 180V183H41ZM56 183L54 184V183H52L51 184V182L49 183V184H51L53 187H57V188H55V189H58V188H60V187H58V186H56V184H57V181H55ZM64 182H65V180H64ZM64 182H62V185L64 184ZM98 182V181H97ZM161 182H167L168 184L166 185V187L168 188V190H167V193L165 192H163V188L164 187H162L161 185H160V183ZM187 182V181H186ZM1 183V182H0ZM16 183L14 184V185H16ZM26 183H27V180H26ZM42 183H44V182H42ZM47 183V182H46ZM73 183V182H72ZM92 183V182H91ZM133 183V182H132ZM145 183V182H144ZM189 183H190V181H189ZM6 184V183H5ZM8 183H7V185H9ZM12 184V185H13ZM28 184V183H27ZM36 184H38V182L36 183ZM35 184V187L37 186ZM57 184V185H58ZM61 184V183H60ZM96 184V183H95ZM100 183H98L97 185H99ZM126 184H128L127 182H126ZM185 184V183H184ZM188 184V183H187ZM1 185V184H0ZM20 185V186H21ZM23 185H25V184H23ZM28 185H31V184H28ZM28 185H25V189L26 188H28L29 189V186ZM43 185V184H42ZM45 185V184H44ZM43 185V186H44ZM142 185V184H141ZM189 185V184H188ZM5 186V185H4ZM4 186H3V189H4ZM17 186V185H16ZM20 186H17V188L18 187H20ZM28 186V187H27ZM43 186H41V184L39 185V188L40 187H42L43 188ZM46 186H48L47 184H46ZM61 186V185H60ZM64 186H66V185H64ZM126 186V185H125ZM124 186V187H125ZM31 187H33V185L31 186ZM38 187V186H37ZM51 187V186H50ZM50 187L49 188H46V190H48V189H50ZM93 187H94V185H93ZM95 187H97V186H95ZM122 187H123V185H122ZM121 187V188H122ZM127 187V186H126ZM187 187V188H186ZM218 187H220L219 186V184H218ZM0 188H2V186H0ZM9 188H10V185H9ZM8 188V189H9ZM12 188V187H11ZM17 188H13L14 189V191H15V194H17L18 193V191L19 190H21L20 188H22V187H20V188H18V190H17ZM80 188V187H79ZM88 188V187H87ZM133 188V187H132ZM131 188V189H132ZM13 189H10V190H13ZM28 189H26V190H23V191H26V192H28L29 193V190ZM33 189H34V187H33ZM38 189V188H37ZM63 189V188H62ZM125 189V188H124ZM193 189V190H192ZM43 190H45L44 188L42 189V191ZM44 191L43 193L44 194H48L49 193V191L50 190H48V192L47 191ZM53 189H51V191H52ZM70 190H72V188L70 189ZM81 190V189H80ZM197 190V189H196ZM216 190H219L218 188L216 189ZM245 190V189H244ZM244 190H242V191H244ZM248 190V189H247ZM247 190H245V193L244 192H242L243 194L241 195V197H242V201L244 202V204H243V202H241L242 204H243V206L244 205H246V207H247V209L248 210H246V208H245V210L246 211H239V209L240 208H238V210H235L234 212H232V214L231 213H229V211H227V212H224V213H222V211H221V213H222V215H220V217H218V218H220V219H222V221H221V225L222 226H226V227H228L229 225H234V224H236V223H238L237 221L239 220V218L241 217V216H244L245 217V215L246 216H248L249 214L252 216V217H255L254 215H256V214H258V213H260V212H262V211H264V204H262L263 202L261 201V200H259L258 199V197H260V196H258L257 197V199L259 200V201H256V200H254V198H253V196H248L247 195V193H246V191ZM9 191V190H8ZM22 191V192H23ZM34 191H36L35 189H34ZM54 191V190H53ZM121 191V190H120ZM248 191H250V190H248ZM247 191V192H248ZM1 192V193H2ZM32 192V191H31ZM46 192V193H45ZM56 192V191H55ZM58 192V191H57ZM56 192V193H57ZM81 192H82V190H81ZM90 192V191H89ZM98 193H99V189H98V191H97ZM186 192H187V190H186ZM251 192V191H250ZM10 193H12V197H13V192H10ZM9 193V194H10ZM27 193V194H28ZM71 193V192H70ZM164 193V194H163ZM191 193H190V195H191ZM33 194H35V192L33 193ZM50 194V193H49ZM51 194H53V192L51 193ZM122 194V195H121ZM248 194H249V192H248ZM18 195V194H17ZM23 195H26V193H23ZM29 195V194H28ZM32 195V194H31ZM186 195V194H185ZM188 195V194H187ZM192 195H194V194H192ZM196 195H197V193H196ZM251 195H254V194H252V192H251ZM259 195H261V194H259ZM27 196V195H26ZM42 196H44V195H42ZM97 196V195H96ZM215 196V195H214ZM255 196V195H254ZM11 197V196H10ZM33 197V196H32ZM32 197L30 196V198L32 199ZM66 197V196H65ZM256 197V196H255ZM39 198H42V197H39ZM48 198V197H47ZM96 198V197H95ZM190 198H192V197H190ZM189 198V199H190ZM213 198V197H212ZM215 198V197H214ZM213 198V199H214ZM63 199H65V198H63ZM83 199V198H82ZM194 199V198H193ZM200 200H201V198H199ZM48 200H50V199H48ZM61 200V199H60ZM35 201V202H34ZM56 201V200H55ZM193 201V200H192ZM212 202H213V200H211ZM264 201V200H263ZM51 202V201H50ZM52 202H53V200H52ZM33 203H35L34 205H33ZM193 203V202H192ZM198 203H200V202H198ZM209 203H211V202H209ZM209 203H207L206 205H208ZM226 203V202H225ZM257 203H261L259 206H256L255 204H257ZM51 204V203H50ZM75 204V203H74ZM190 204V203H189ZM222 204V203H221ZM205 205V206H206ZM210 205V204H209ZM208 205V206H209ZM239 205V204H238ZM258 205V204H257ZM86 206V205H85ZM85 206H84V208H85ZM196 206V205H195ZM225 206H228V203H227V205H225ZM225 206H223V204H222V207H225ZM41 207V209L40 210H36L37 208L39 209ZM51 207V206H50ZM49 207V208H50ZM54 207V206H53ZM198 207V206H197ZM196 207V208H197ZM234 207V206H233ZM233 207H230L231 209H230V212H231V210H234V209H236V208H234L233 209ZM245 207V206H244ZM192 208H194V206L192 207ZM200 208V207H199ZM198 208V209H199ZM208 208V207H207ZM220 208H221V205H220ZM225 208H227V207H225ZM195 209V208H194ZM198 209H195V210H197L198 211ZM224 209V208H223ZM222 209V210H223ZM241 209H242V207H241ZM46 210V212H48L47 211V208L45 209ZM53 210V209H52ZM161 210L162 211H167L168 212V214H166V215H168V216H159V215H156V213H160L161 212ZM190 210L191 209H189L188 210V212L190 213V214H192L191 212H190ZM201 210V209H200ZM219 210V209H218ZM221 210V209H220ZM244 210V209H243ZM158 211H160V212H158ZM194 211V210H193ZM197 211H196V213H197ZM224 211V210H223ZM247 211L249 212L248 214H247ZM49 212H51L52 213V211H49ZM55 212V211H54ZM198 212H200V211H198ZM51 213H48V216H49V214H51ZM194 213H195V211H194ZM218 213V212H217ZM263 213V212H262ZM261 213V214H262ZM45 214V213H44ZM69 214V213H68ZM182 214V215H181ZM200 214V213H199ZM214 214H216V212L214 213ZM219 214V213H218ZM47 215V214H46ZM249 215V216H250ZM259 215V214H258ZM258 215H256V216H258ZM51 216H53V215H51ZM50 216V217H51ZM192 216H193V214H192ZM196 216V215H195ZM195 216H193V217H195ZM205 216H207V215H205ZM216 216V215H215ZM50 217H48V218H50ZM55 217V219H56V216H54ZM53 217V218H54ZM191 217V216H190ZM189 217V218H190ZM192 217V218H193ZM198 217V216H197ZM243 217V219H246V217L244 218ZM164 218V219H163ZM185 217H183L182 218V220L184 219ZM198 218H200V216L198 217ZM202 218V217H201ZM216 218V217H215ZM55 219H52L53 221L55 220ZM62 219V218H61ZM65 219V218H64ZM242 219V220H243ZM247 219H248V217H247ZM58 220V219H57ZM66 220H67V218H66ZM166 220V219H165ZM171 220H172V218H170V221H169V223L171 222ZM185 220V219H184ZM241 220V219H240ZM52 221V223L54 224L55 222H53ZM178 221V220H177ZM192 219H188V218H186V221L185 222H177V224H182L181 226H183V225H188L189 224V226L191 225V223H192ZM200 221V220H199ZM202 221V220H201ZM50 222H51V220H50ZM59 222H61V221H59ZM83 222V221H82ZM173 223H176V222H174V220L172 221ZM171 222V223H172ZM243 222V221H242ZM241 222V223H242ZM67 223V222H66ZM69 223V222H68ZM71 223V222H70ZM170 223V224H171ZM241 223L239 224L240 225V227L242 228V226H241ZM246 223V222H245ZM34 224H36L38 227H39V229H40V232H41V234H40V232H39V236L38 237H33L32 236V233H33V231H32V229H35V228H33L35 225ZM58 224V223H57ZM62 224V226L64 225L63 224V222L61 223ZM169 224V225H170ZM219 224V223H218ZM243 225H244V223H242ZM175 225V224H174ZM194 225V224H193ZM239 225H237V226H239ZM10 226V227H9ZM58 226V225H57ZM56 226V227H57ZM61 225H60V227H62ZM66 226V225H65ZM72 226V225H71ZM176 226V225H175ZM201 227V226H200ZM202 227H203V225H202ZM37 228V227H36ZM65 228V227H64ZM63 228V229H64ZM67 228V227H66ZM149 228H151V229H149ZM177 228H179V225H178V227H176V230H177ZM205 228V227H204ZM240 228V229H241ZM54 229H56V228H54ZM61 228H59V230H60ZM69 229V228H68ZM181 229H182V227H181ZM184 229V228H183ZM182 229V230H183ZM215 229V228H214ZM238 229V228H237ZM2 230V229H1ZM180 230V229H179ZM62 231H64V230H62ZM168 231H170V233H172L173 232V235L175 236L174 237V243L176 244V241L178 242V244H180V248L181 249H172V250H175V251H173V252H171V251H168L169 249H170V247H172V245H170L171 244V240H169L170 238L172 239V237H173V235H172V237H170L169 239H167L166 237V234H168ZM172 231V232H171ZM178 231V230H177ZM57 232V231H56ZM60 232V231H59ZM220 232V231H219ZM223 232V231H222ZM222 232H220V233H222ZM1 233H3L2 231H1ZM0 233V234H1ZM169 233V234H170ZM224 233V232H223ZM164 234H165V238L166 239H162L163 237L162 236H164ZM215 234V233H214ZM218 234V233H217ZM217 234H215V237H216V235ZM230 234V233H229ZM2 235V234H1ZM8 235V234H7ZM6 235V236H7ZM14 235V236H13ZM54 235V234H53ZM55 235H56V233H55ZM59 235V234H58ZM63 235V234H62ZM62 235H61V237H62ZM219 235V234H218ZM226 235H228V233L226 234ZM245 235V234H244ZM198 236V235H197ZM64 237V236H63ZM159 237V238H158ZM160 237H162L161 239L162 240H160L159 241V243L154 247V248H152V245H151V243H153V242H150L151 240H159L160 239ZM201 237V236H200ZM214 237V236H213ZM218 237V236H217ZM216 237V238H217ZM227 237V236H226ZM1 238V237H0ZM2 238H4V237H2ZM7 238H9V237H7ZM18 238V237H17ZM75 238V239H74ZM197 238H199V236L197 237ZM230 238V237H229ZM236 238V237H235ZM246 238V237H245ZM258 238V237H257ZM74 239V240H73ZM209 239V238H208ZM219 239V238H218ZM227 239V238H226ZM241 239V238H240ZM244 239V237H242V240H239V241H244L243 240ZM250 239V238H249ZM259 239V238H258ZM263 239V238H262ZM1 240V239H0ZM5 240H6V238H5ZM5 240H4V242H5ZM9 240V239H8ZM157 240V241H158ZM210 240V239H209ZM209 240H207V241H209ZM216 240V239H215ZM246 240V239H245ZM252 240V239H251ZM261 240V239H260ZM2 241V240H1ZM173 241V240H172ZM218 241V240H217ZM228 240H226V242H227ZM233 241V240H232ZM231 241V242H232ZM247 241V240H246ZM18 242V241H17ZM20 242H22V241H20ZM155 242V241H154ZM197 242H199V241H197ZM200 242L198 243L199 244V246H201L202 248H203V246L201 245L202 244V242H201V244H200ZM213 242H214V239H213ZM212 242V245L216 242H214L213 243ZM219 242V241H218ZM221 243H222V241H220ZM0 243H2V242H0ZM6 243V242H5ZM170 243V244H169ZM173 243V242H172ZM173 243V244H174ZM246 243V242H245ZM255 243H257V242H255ZM259 243V242H258ZM22 244V243H21ZM26 244V243H25ZM175 244L173 245V246H175ZM193 244V245H192ZM223 244V243H222ZM221 244V245H222ZM238 244H239V242H238ZM237 244V245H238ZM240 244H241V242H240ZM242 244H243V242H242ZM24 245V244H23ZM170 245V246H169ZM209 245V244H208ZM211 245V244H210ZM218 245H220L219 243H218ZM232 245H236L235 243L233 244L232 243ZM254 245V244H253ZM8 246V245H7ZM167 246H169V249L166 251V247ZM178 246V245H177ZM177 246H175V247H177ZM223 246V245H222ZM239 246V245H238ZM238 246H235V247H238ZM36 247V246H35ZM34 247V248H35ZM38 247V246H37ZM46 247V246H45ZM103 247H109V249L108 250H104V251H98V249H100V248H103ZM183 247V248H182ZM219 247V246H218ZM224 247V246H223ZM232 247V246H231ZM51 248V247H50ZM49 248V249H50ZM173 248V247H172ZM234 248V247H233ZM253 248V247H252ZM3 249H4V247H3ZM7 250L9 249L8 247L6 248ZM36 249V248H35ZM34 249V250H35ZM53 249V248H52ZM91 249H93L92 251H91V253H88V252H90L89 250H91ZM104 249V248H103ZM223 249V248H222ZM232 248H230V250H231ZM251 249V248H250ZM249 249V250H250ZM255 249V248H254ZM16 250V249H15ZM32 250H33V248H32ZM37 250H38V248H37ZM164 250H165V252H164ZM171 250V249H170ZM203 250V249H202ZM215 250V249H214ZM213 250V251H214ZM227 250V249H226ZM233 250V249H232ZM231 250V251H232ZM240 250V249H239ZM261 250V249H260ZM4 251V250H3ZM3 251H2V254H3ZM50 251V250H49ZM61 251V252H62ZM64 251H63V253H64ZM163 251V252H162ZM210 251V250H209ZM216 251V250H215ZM219 251V250H218ZM221 251V250H220ZM219 251V252H220ZM242 250H240V252H241ZM250 251H252V250H250ZM5 252H6V250H5ZM15 252V251H14ZM53 252V251H52ZM51 251H50V255L51 256H57L56 254H55V252L54 253H52ZM166 252H171L170 254L171 255H168V256H166V259H165V256H162V254L161 253H166ZM227 252V251H226ZM235 252V251H234ZM248 252V251H247ZM77 253H78V251H77ZM88 253V254H87ZM181 253H183V255L181 254ZM210 253H212V252H210ZM209 253V257H211V254ZM14 254V253H13ZM167 254H169V253H167ZM213 254V256H212V258L214 257V256H219V255H217V253L216 254H214V253H212ZM218 254H220V256H219V258L222 260V261H225L224 260V256L225 255H227V253L225 254L224 252L222 253V254H225L224 256L223 255H221V253H218ZM229 255H230V253H228ZM253 255V254H252ZM1 256V255H0ZM208 256V255H207ZM206 256V257H207ZM222 256V257H221ZM2 257V256H1ZM1 257H0V259H1ZM7 257V256H6ZM9 257V256H8ZM7 257V258H8ZM29 257H30V254H29ZM52 258V257H51ZM216 258V257H215ZM223 258V259H222ZM227 258V256H225V259ZM258 258V257H257ZM218 259V258H217ZM6 260V259H5ZM17 260H19L18 258H16V257H13V258H9V259H7V264H15L16 262H17ZM54 260H56L55 258H54ZM60 260V259H59ZM146 260H147V262H146ZM203 260V258L201 259V261ZM206 259H204L203 261H205ZM214 260V259H213ZM219 260V259H218ZM220 260V261H221ZM2 261V260H1ZM3 261H4V259H3ZM21 261V260H20ZM215 261H216V259H215ZM234 261V260H233ZM54 262H58V261H54ZM146 262V263H145ZM209 262V261H208ZM236 262V261H235ZM2 263V262H1ZM18 263V262H17ZM21 263V262H20ZM20 263H18V264H20ZM27 263V262H26ZM205 263V262H204ZM218 263H219V261H218ZM221 263H223V262H221ZM242 263H244V262H242ZM207 264V263H206ZM220 264V263H219ZM224 264V263H223ZM232 264V263H231ZM234 264V263H233Z\"/></svg>",
    "mask_w": 264,
    "mask_h": 264
},
{
    "label": "built area",
    "instance_id": "3",
    "mask_svg": "<svg viewBox=\"0 0 264 264\" xmlns=\"http://www.w3.org/2000/svg\"><path fill=\"white\" fill-rule=\"evenodd\" d=\"M109 3L111 14L109 13L107 20L111 24L127 20L125 24L132 22L141 25V31L147 36V40L143 44H134L126 36H116L96 28L92 23L83 22L84 27L95 33L100 40L109 41V44L107 48L89 52V55L92 54L101 61L97 67L93 66L94 69L90 66L81 74L70 73L68 84L60 91L61 95L79 106L106 96L123 108L138 111L135 120L143 119V105L139 94L113 78L125 73L128 76L135 73L144 77L146 75L149 84L145 96L150 98L156 93L154 102L158 105L163 104L169 96L180 100V90L188 84L191 86L189 101L193 100V95L197 92L210 95L226 109L241 112L246 110V123L237 127L225 139L216 142L215 148L205 160L204 168L208 175L227 185L234 194L243 189L264 192V129H259L254 124L252 112L218 82H193L176 71L174 66L169 69L168 76L158 74L160 55L164 56L165 62L173 61L171 49L158 40L166 31L172 30L170 24L189 26L190 30L196 31V35L216 42L228 57L236 58L243 40H253L255 35L262 34L259 26L264 22V16L256 19L244 16L233 0H109ZM250 5L246 3L245 6ZM142 39L145 37L139 38V41ZM236 42H239V53L231 51ZM208 87L211 90H207ZM143 120L146 124L151 123L150 120ZM117 134L123 135L124 130L119 129Z\"/></svg>",
    "mask_w": 264,
    "mask_h": 264
},
{
    "label": "crops",
    "instance_id": "4",
    "mask_svg": "<svg viewBox=\"0 0 264 264\" xmlns=\"http://www.w3.org/2000/svg\"><path fill=\"white\" fill-rule=\"evenodd\" d=\"M105 16L107 19L109 13ZM126 21L111 24L105 20L104 26L109 33L126 36L134 44H138L139 38L144 37L142 41L145 42L147 36L141 31L142 26L132 22L125 24ZM171 25L174 32L169 29L158 40L171 49L173 61L165 62L164 56L160 55L158 74L168 76L169 69L174 66L176 71L189 77L193 82L204 84L206 81H213L222 84L233 98L243 103H249L253 97L261 94L264 82L260 78L259 67L252 65L251 58L243 51V46H240L239 56L228 57L216 42L196 35V31L190 30L189 26L179 23L176 26L170 24L169 27ZM113 78L139 94L143 105L141 113L143 119L150 120L151 123L159 120L176 129L190 132L213 129L215 135L219 136L215 141L223 139L227 133L224 131H229L233 124L239 122L240 116L246 115L241 111L226 109L211 97L197 92L193 95V100L189 101L191 86L188 84L181 88L180 100H176L175 96H169L163 104L158 105L154 102L156 93L150 98L145 96L149 84L146 75L144 77L134 73L128 76L125 73ZM257 120L260 121L254 124L259 129H264V122L261 119Z\"/></svg>",
    "mask_w": 264,
    "mask_h": 264
},
{
    "label": "water",
    "instance_id": "5",
    "mask_svg": "<svg viewBox=\"0 0 264 264\" xmlns=\"http://www.w3.org/2000/svg\"><path fill=\"white\" fill-rule=\"evenodd\" d=\"M248 111H250V112H251V110H249V109H248Z\"/></svg>",
    "mask_w": 264,
    "mask_h": 264
}]
</instances>
